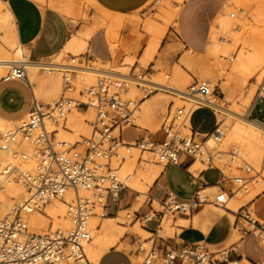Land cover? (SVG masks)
<instances>
[{
  "label": "built area",
  "instance_id": "built-area-1",
  "mask_svg": "<svg viewBox=\"0 0 264 264\" xmlns=\"http://www.w3.org/2000/svg\"><path fill=\"white\" fill-rule=\"evenodd\" d=\"M230 15L234 17L235 13ZM234 58L230 56L229 62L234 61ZM25 62L20 60L10 65L2 80L21 81L28 85ZM74 62L76 55H72L70 63L62 64L63 92L57 99L52 103H45L32 97L31 108L20 125L0 132V150L6 149L17 138L24 137L33 141L39 159L35 174L25 178L30 192L29 200L24 204H14L6 215L0 217V264H95L85 249V243L91 239L89 221L92 216H105L109 200L115 202L119 192L128 187L119 177L118 166L114 162V158L124 159L121 155L122 149L128 154L133 146L139 148L141 153L150 151L154 154L156 163L163 166L170 163L182 165L186 161L190 164L196 160L217 166L213 159L218 153L217 143L223 131L217 124L210 132L201 136L189 121L196 107L208 106L213 109L208 103V97L215 89L211 88L208 80L195 79L187 87V94L192 97L191 102L189 105L170 110L162 124L163 139L151 140L143 137L129 143L122 139L120 130L130 124V116L149 93L145 92L141 98L126 100L121 92L134 82L132 76L103 73L98 76L96 84L81 90L85 100L69 95L66 91L74 87ZM136 83L141 86L140 82ZM147 88L148 86H142L141 90L147 91ZM260 98L264 99V77L257 90L256 99ZM75 105L91 106L95 114L92 133L82 150L75 144L57 141L55 132H49L45 126L46 120L54 123L62 121ZM209 138L213 141L211 145L207 144ZM143 160L148 161L146 158ZM262 164L264 166V154ZM244 169L250 174L249 177L240 175L231 179L226 175V179H231L234 184L230 190L218 187L215 191H209L207 187H198L187 199H180L168 192L161 201L148 196L146 203L150 208L139 215V218L144 220V227L147 222H155L159 228L165 215L191 216L208 203L225 208L229 196L245 186L248 178H253L259 173L250 166ZM130 178L128 175L127 179ZM68 191L73 192L71 200L67 203L70 227H50L41 232L30 230L25 212L40 209L51 198H64ZM154 202H157L160 208H157ZM26 205L29 206L25 211ZM235 214L238 223L240 219H244L253 228H258V245L263 254L260 261L249 257L245 259L236 247L211 250L202 241H197L186 243L179 248L167 247L161 255L157 254L152 244L139 264H173L175 260L177 264H264V223L252 216V210L247 204L241 206ZM253 228L242 225L241 229L247 234L252 232ZM139 249L145 251L143 246ZM231 252L235 253V256L232 257Z\"/></svg>",
  "mask_w": 264,
  "mask_h": 264
},
{
  "label": "bare ground",
  "instance_id": "bare-ground-1",
  "mask_svg": "<svg viewBox=\"0 0 264 264\" xmlns=\"http://www.w3.org/2000/svg\"><path fill=\"white\" fill-rule=\"evenodd\" d=\"M78 1L80 2V0ZM178 1L179 3L175 4L176 7L175 9H177V11L180 3L183 0H178ZM58 2H59V9L64 14L71 17L74 20L73 22H75L78 15L80 16V12H81L80 3H78L76 0L75 1L59 0ZM177 11L175 12L174 17ZM104 13L106 16H108L106 17L107 20L110 18V23L105 19V15L104 17L103 16L95 17L94 20L92 19L94 22L91 26H88L86 28L84 27L85 29L81 28L80 30L73 31L64 50H62L55 57L58 58L63 53L65 52L68 53L69 51L70 52L82 51L88 45V39L97 25H103L104 23L107 24L108 22L107 25L110 24L109 27L110 28L113 27L111 30L115 31V29H118V27L120 28V24H121L120 18L122 16L121 14L112 15L111 13L106 11H104ZM254 14H255L254 15L255 20L261 25H264V5H258V7H256L255 9ZM220 19L223 20L224 16L222 15L218 20ZM83 26H85V24ZM98 27L100 26H97V28ZM148 29L151 30L155 34V36L149 40L148 46L145 49V52L142 56L145 62L151 60L154 57V55L158 51V48L164 36L163 30L158 29V27L155 26V24L149 25ZM0 31H5V35L2 37V40L0 39V77L2 76V72L4 71V69L10 67V65H12L14 62L25 60L26 67L28 68V70L26 69L27 77L34 79L38 78L39 76H37V71L39 69L42 71V74L43 73L51 74L50 76H44L38 78L39 82L37 83L38 86L36 87L37 88L36 96L39 95V97H45L46 94H50L53 91H54L53 94L56 95L59 92L60 88L62 89L61 93L63 92L62 64H64V62L55 59L31 61L30 59L26 58L25 48L23 46L17 45L18 36L13 21V14L8 4L2 0H0ZM212 43H213V34H212ZM249 46L251 47L249 48L248 52L247 53L242 52L240 54V57L238 58V63L240 64V68L243 69L245 73L244 74L245 79L249 75L255 74L264 65V33L261 32L258 35H256V38H254V41L251 44H249ZM189 58L190 57L183 58V62L189 64L190 62ZM191 59L193 58L191 57ZM193 61L195 60L193 59ZM75 65L76 66H73L75 73H72L73 74L72 83L74 87L67 90L66 93L71 91L75 92L78 85H80L82 88L79 90V95H80L79 97L83 100H85V97L81 93V90H85L89 86L96 84L98 76L100 74L111 73L122 77L132 76L131 73L122 69L108 70L106 67H101V66L79 65L76 63ZM139 76L140 78H135L133 76L131 77V79H133L134 81L129 84L132 87L131 89L134 90L136 88L141 90L142 86H154L155 89H166L176 94V96L183 97L188 100L192 98L190 95L187 94V89H186L189 80L187 76L180 70L176 71L172 79V82L170 84L160 81L158 77L152 79V78H147L143 75H139ZM167 77H169V75H167ZM233 79H234V75L228 76V80H233ZM228 80L227 82H229ZM27 82H29V79ZM136 82H140L141 86L137 85ZM227 82L225 81L224 83ZM210 84H211V88L215 89L214 87L215 85L212 84V82ZM224 86L228 88V83L227 85L224 84ZM126 88L124 89V91H126ZM214 93L215 92L209 95L208 103L213 107V109H215L217 112H219L222 115V118L218 120V125L220 129L223 131V135L220 141L217 143L219 154L216 156V158L214 157L213 161H217L218 164L217 166H219L222 169L233 168L237 172L240 166H245V167L250 166L251 168H254L255 171H259V173L252 178L251 180L252 183L250 185L251 188L249 190H248L249 186L245 185L241 189L237 190L233 196H229L227 207L223 208L220 206H216L212 203L206 204L207 205L205 207L206 212L212 214V216L216 220L221 222L226 220L232 221L235 216L234 213L238 211V209L241 206L247 204L249 201L254 199L258 194L264 191V166L262 164V158L264 154V124L249 119L247 117L248 111L243 112L238 107L235 106L233 107L225 106L224 99L221 101L218 100V98L215 95H213ZM160 94L163 93L158 92L152 97H162ZM36 96L34 95V97ZM145 100L139 103V105L137 106L138 108L135 110L138 113V116H140L139 120L144 122L147 121V123L153 124V122L157 121V119L153 114V108L148 107L147 100L146 101ZM53 101H51V103ZM251 105L252 104H250V107ZM79 108L81 107L75 105L67 113L66 117L59 123H54L50 120H46L45 126L49 132L51 131L55 132V138L57 141L59 142L65 141L67 144L68 141H70L72 142V144H75L79 150H82L78 147L79 143H76L74 141V137L72 136L70 130L80 126L79 114L86 115L88 116L89 120H93L94 112L91 106H88V109H86L84 113H81V111H79ZM26 116L15 121H9L0 118V128L2 130L6 129L5 131L14 129V128L7 129L8 127L15 126V128H17L20 125L21 121H23L26 118ZM131 118L132 115L129 118V123L131 122L130 120ZM128 125H131V123L127 124V126ZM154 128L157 129V126H155ZM117 131L118 130L116 129L115 132ZM58 136H64L68 139V141L65 139H58ZM207 144L210 145L213 144L212 138H209ZM123 150L124 149H122L121 155L124 157V159L116 163V165L118 166L117 173L119 174V177L123 179L126 182V184L132 189L137 190L141 194L147 193V190L154 183L156 178L160 175L163 169L162 165L153 164L148 168L144 167V169L142 170L136 169V167H134L132 163V154H133L132 152L138 151L139 148L133 146L129 154L125 153ZM145 152L152 153L150 151H145ZM38 161L39 159H38L36 146L33 143V141L28 138L19 137L15 141L11 142V144L6 149L0 150V217L6 215L14 204H24L27 200H29L30 192L27 188L25 178L28 176L31 177L35 174ZM203 168H204V162L202 164L200 160H196L195 163L191 166V168H189V170L197 175L198 172ZM128 175L131 176L130 179H127ZM72 196H73V192L68 191L65 194L64 198L61 197L51 198L47 200V202L40 209H31L30 211L25 212V217L28 221L30 230L34 232H41L42 230L45 229L47 230V228L50 227L53 228L55 225L61 226L55 228H63V229L69 228L71 225V221L67 214V203L71 200ZM28 206L29 205H26V207L24 208L25 211ZM212 206L214 207V209L210 208ZM215 210L219 212L216 213ZM252 216L255 219H257L253 213ZM114 218L115 217H109V216H92L90 218L89 227L91 231V239L85 243V249L88 254V257L95 264H98L99 258L104 252L108 251L113 247H117V248L119 247L118 242L121 240L117 241L119 238H118V234H116ZM251 228H253L252 225ZM258 231H259L258 228L254 227L253 231L249 233L255 234L258 240V236H257ZM163 232H164L163 230L162 232L160 231L158 235L163 234ZM241 240H242V236L236 234L230 242V247L232 246V244L239 242ZM144 244H147V242L144 241ZM36 264H42V263L37 262Z\"/></svg>",
  "mask_w": 264,
  "mask_h": 264
},
{
  "label": "crops",
  "instance_id": "crops-1",
  "mask_svg": "<svg viewBox=\"0 0 264 264\" xmlns=\"http://www.w3.org/2000/svg\"><path fill=\"white\" fill-rule=\"evenodd\" d=\"M2 1L8 4L13 14V21L17 36L26 50L25 54H28L31 61H41L56 56L64 50L73 31L80 30L81 28L85 29L86 27L91 26L94 22V18H91L88 21L73 22L74 20L71 17L67 16L59 9L57 4L59 0ZM91 1L93 5L88 6V11L91 16H104V11L109 12L112 15L121 14L122 16L120 18L121 26L120 28L118 27V29H115V31L112 30L110 32L108 27L105 25H97L100 27H95L88 39V46L85 52L86 58H88V60H98L112 63L121 55L124 56L128 54L136 56L137 58L143 56L151 35L147 34L142 28H139L132 21V16L146 9L151 0ZM221 1L222 0H215L213 4H204V0H183L180 3L176 13V15H178L176 22L178 23L181 32L186 33L190 30L187 43L194 49L201 50L204 48L206 44L208 24L211 18L216 14L214 17L216 21L223 15L225 8H221L217 12L219 6L221 5ZM223 5H228V2H224ZM199 8H204L206 13L202 16L199 15ZM84 24L85 26H83ZM158 24L166 26L167 29L165 37L163 38L154 59H160L162 62L173 64L175 58L179 56L180 52L177 41L173 39L167 40V30L169 24ZM170 30L171 28H169V31ZM110 34L113 35V40L110 39ZM212 34L213 30L211 29L208 41L209 48L212 43ZM191 46L187 47V50L190 52L193 51ZM68 54L71 55L72 52L69 51ZM80 59H82V56H80ZM22 83L23 82L21 81H1L0 118L15 121L19 119L10 118L23 114H25V116L27 115L32 104ZM28 85L30 87L31 97H34V95L36 96V90L34 91L32 84L28 82ZM235 86L236 85H234V88ZM148 101L151 103H147V106L153 108V114L155 118L158 119V114L164 111L167 107L166 100L163 97H151L147 99V102ZM257 109L262 114L261 117L259 115H253ZM197 114H201L202 118L207 119L205 121L207 125L200 130H196L194 127V119ZM209 117H212V121H209ZM247 117L264 124L263 98L254 99L248 111ZM189 121L193 129L200 135L210 132L218 124V118L215 110L208 106L196 107L192 111ZM127 130H131L132 134L124 136V132ZM120 134L122 139L129 143H134L143 137L151 140H161L164 137L162 127L155 132H151L148 129L135 124L128 126L125 125L120 130ZM194 163L195 161L190 164L186 161L182 165L172 163L164 165L160 175L150 186L146 194L149 193V196H151L152 199L161 201L167 196L168 192H171L180 199H187L193 195L198 187H207V190L209 191H215L214 188L218 187L226 190L233 188L234 184L226 179V174L218 166L216 167L215 165L207 164L196 175L189 170ZM140 196L143 195L137 190L132 189L129 186L125 187L119 192L118 199L115 202L113 201L115 204L114 207L110 209V206H108L105 216L116 217L121 211L116 209L117 206L119 209H123L125 211L136 207L137 200L140 199ZM258 204H261L264 207V193L258 194L247 204L256 218L263 222L264 213L258 214ZM149 208V205L145 203L142 205L141 211H139L138 214L141 215ZM178 221H185L186 223L177 224V230L172 236L165 238L160 236L159 241H157L156 237L160 231H164L162 224L160 228H157L156 225L155 227L150 225L152 222H147L145 224V229L142 228L146 232L155 235V238L152 240L157 254H163L167 247L179 248L182 245L191 242L209 241L213 244L223 243L231 234V224L226 221L217 223L211 214L206 212L205 206L191 216L179 215V217L175 219V222ZM249 234L250 233L245 234L241 241L232 244V248L236 247L240 249L241 253L245 256V259H247L248 256L244 250V244ZM146 239H149V237ZM137 240L134 241L133 238H130L129 240L124 238L122 240L124 246L122 248L113 247L104 252L99 258L98 264H134V260L145 251L140 250L139 248H128L126 245L129 244L132 246L137 242ZM109 254L117 256L119 261L105 263L104 259ZM230 255L233 257V252H231ZM262 255L261 251L259 257L252 260L260 261ZM173 264H177V260H175Z\"/></svg>",
  "mask_w": 264,
  "mask_h": 264
},
{
  "label": "rangeland",
  "instance_id": "rangeland-1",
  "mask_svg": "<svg viewBox=\"0 0 264 264\" xmlns=\"http://www.w3.org/2000/svg\"><path fill=\"white\" fill-rule=\"evenodd\" d=\"M76 1L80 3V6H81L80 16L78 15L77 17L78 19L76 18V21L80 22V21H88L91 18L95 19V15L91 16L90 12L88 11V6L93 5L91 0H80V2L78 0ZM226 1L228 2V5L224 6L223 3ZM214 2L215 0H204V4H213ZM176 3H179V1L178 0H151L150 4L147 6L146 9L132 16V21L139 28H142L147 34L151 35L150 39H152L155 36V34L151 30L148 29L149 25L155 24V26H157L158 29L160 30L162 29L163 34H164L163 38H164L167 27L162 26L158 23L169 24L168 30H167V40H172V39L176 40L178 44V48L180 50L179 56L175 58L173 64L162 62L160 59L155 60L154 57L151 60L145 62L142 56L140 58H137L136 56H131L128 54L117 57L112 63L102 62L98 60H96L97 61L96 62L95 60H88V58H86L85 56V51L87 50L88 45L80 52L71 51L72 52L71 55L65 52L62 55H60L58 58L54 56L46 60L55 59V60H60L61 62H64V63H70L72 55H76L75 63L79 65L101 66V67H106L108 70L122 69V70H126L129 73H131L132 76L143 75L147 78H152V79L158 77L160 81L169 83V84L172 82V79L176 71L180 70L187 76L189 80L188 85L186 86V89L192 82H194L195 79L196 80H208L210 83L212 82V84L215 85L214 86L215 93L213 95H215L220 101L224 99L225 106L227 107L235 106V107H238L243 112L249 111L250 104H252V102L256 98L259 84L264 77V65L255 74L249 75L245 79L244 77L245 73L243 69L240 68V64L238 63V58L240 57V54L242 52H245V53L248 52L249 48L251 47L249 46V44H251L254 41V38H256V35H258L261 32L264 33V25H261L260 23H258L254 17L255 15L254 12H255L256 7H258V5H264V0H260V1L259 0H222L221 5L219 6L217 12L221 8H225L224 13H223L225 20L224 19L216 20L218 22L217 23L214 18L216 14L211 18L208 24V32L206 34V44L204 48H202L201 50H196L190 44L187 43V38H188V35L190 34V30L189 32H186V33L181 32L178 26V23L176 22L178 15H175L174 17L175 12L177 11V9H175ZM57 4L59 7V2ZM172 8H174L176 11ZM204 8L203 9L199 8V11H198L199 15L202 16L206 13ZM232 12L235 13L234 17H231L230 15ZM85 17H87L88 19ZM106 17L108 16L105 15V19L107 20ZM107 21L110 23V18ZM107 24L104 23L103 25L107 26L108 30L110 29V32H111L112 31L111 29L113 27L110 28L109 27L110 24L109 25ZM169 28H171L170 31H169ZM211 29L213 30V43H212V46L209 48L208 41H209V34H210ZM4 35H5V31H0L1 40ZM112 38H113V35H110L111 40H113ZM17 43H18L17 45L22 46L19 40V37L17 38ZM189 46L193 48L192 52L187 50V47ZM80 56H82V59H80ZM230 56L235 57L234 61L229 62L228 59ZM25 57L30 59L28 54H25ZM185 57H190L189 64L191 63L192 65L191 64L189 65L183 62V58ZM191 57L196 61V63L195 61H193V59H191ZM8 69L9 67L4 69V71L2 72V76L0 77V83L2 81V77L6 74ZM26 69L28 70L27 67ZM50 75L51 74L49 73L42 74V71L40 69L37 71V76L39 77L50 76ZM167 75H169V77H167ZM230 75H234L233 80H228V76ZM38 78L34 79V78L28 77L29 82L34 87V91L37 89L36 87L38 86L37 85V83L39 82ZM224 80L226 82L227 80L229 81L227 82L228 88L224 86V84L227 85V83H224L225 82ZM22 84L28 93L29 100H32L29 85H27L25 82H23ZM234 85H236L235 88H234ZM81 88L82 87L78 85L75 92L71 91V92H67V94L80 98L79 90ZM131 88L132 87L129 85L126 88V91L122 90L121 92L123 98H125L126 100L141 98L145 94V92L149 93L148 98H151L153 95H155L158 92L163 93L160 95L166 100L167 107L165 108L164 111L158 114L157 121L153 122L154 125L151 123H147V121L144 122V121L139 120L140 116H138V113L136 112V110L132 113V118L130 119L131 124L144 127L151 132H155L159 128L162 127V124L166 116L170 112V110L173 111L176 107L181 106V105H189L191 102L190 100L186 98L176 96V94L166 89H155L154 86H148L147 91H143V90L136 89V88L133 90ZM61 90L62 89L60 88L59 92L56 95L53 94L54 93L53 91L48 95L46 94L45 97H39V95H37L36 98L39 100L43 99V101L45 102L47 101L51 102L60 96ZM148 98L145 97L143 98V100L145 99L147 100ZM143 100H141V102ZM147 103L149 104L151 102L148 101ZM80 107L81 108H79V111H81V113H84V111L88 109L87 105H82ZM137 108L138 107H136V109ZM215 113L217 115L218 120L222 118V115L216 110H215ZM253 115H259L261 117L262 114L257 109L255 110ZM24 116L25 114L14 116V117H11L10 119H14V118L21 119ZM94 116L95 114L93 115V118ZM206 120H207L206 118L205 119L202 118L201 114H197V116L194 119L195 129L200 130L203 127H205L207 125L205 123ZM209 121H212V117H209ZM79 125H80L79 127L70 130V132L72 133V136L74 137V141L76 143H79L78 147L80 149H83L87 144L86 142L87 138L92 133V129H93L92 120H89L88 116L86 115L79 114ZM155 126H157V129L154 128ZM9 128H15V126L8 127L7 129ZM5 130L1 129L0 132H4ZM131 134H132L131 130H127L124 132V136H128ZM58 139H65L68 141V139L64 136H58ZM68 144H72V142L68 141ZM132 153H133L132 163H133V166L136 167V169L142 170L144 169V167L148 168L153 164H158L156 163V159L153 153H148V152L141 153L140 150L133 151ZM218 154L219 153L215 155V158ZM143 158H146L148 161L143 160ZM114 161L116 164L120 162L121 159L114 158ZM214 164L218 165L217 161H214ZM206 165H207V162L205 161L204 167ZM244 167L245 166L239 167L240 171L239 170L238 171L240 172V174L238 171L236 172L233 168H226V169L221 168V169L223 170L225 174L228 175L227 177L231 179H232V176H235V175L244 176V173L246 177H249L250 174L246 173ZM231 179H228V180L231 182ZM248 179L249 181L246 183V185L249 186L248 187V190H249L251 188L250 185L252 183L251 182L252 178H248ZM216 189L217 188H214V190ZM262 193H264V191ZM142 195L143 196H140V199L137 200L136 207L127 209L125 211L123 209H119L117 206L116 209L118 211L119 210L121 211L119 212L118 215L116 214L117 216L114 218L115 230L119 238L117 241L121 240L118 242V246H119L118 248H122L124 246V244H122L123 243L122 240L124 238H127L128 240L130 238H133L134 241L138 239L137 242L132 246L127 244L126 247L128 248L132 247V248L138 249L140 246L145 247V252L141 253V255L137 259L134 260V264H139L143 260L144 256L146 255V253L149 251L150 247L153 244L152 239L155 238L154 234L143 230L145 229L144 220L139 218L140 214L138 213L139 211H141L142 205H144L147 202L149 193L148 194L145 193V195L144 194ZM114 205H115L114 202L112 200H109L110 209H112ZM154 205L157 208H160L157 202H154ZM206 206L207 205L205 204V207ZM210 208L214 209L213 206ZM136 212H137V215H136ZM218 212L219 211H216V213ZM257 212L258 214L264 213V207L261 204H258ZM178 217L179 215H176V216L166 215L165 216L162 222V226L164 227V232L163 234H161L162 237L165 238L168 236H172L174 232L177 230V224L186 223L185 221L175 222V219ZM213 219L217 223L221 222V221L216 220L214 217ZM226 222H229L231 224V234L226 238V240L223 243L213 244L209 241L203 242L211 250H222L224 248L229 249L230 242L236 234L242 236V239L244 235L246 234V231L244 229H241L242 225L245 226L246 228H251V225L244 219H240V222L238 223L236 214L232 221L226 220ZM237 224H238V227H236ZM150 225L155 227L156 224L152 222L150 223ZM55 227H61V226L55 225L53 228ZM147 236H149V239H146ZM159 237L160 235L156 237L157 241H159ZM144 241H149V242H147V244H144ZM244 250L246 252V255L251 259L259 257V255L261 254V249L258 245V240L255 234L250 233L248 235L245 241V244H244ZM233 254L235 256V253ZM113 261H119V258L115 256L114 254H109L104 259L105 263H109Z\"/></svg>",
  "mask_w": 264,
  "mask_h": 264
}]
</instances>
